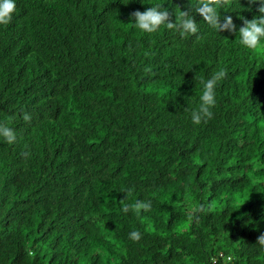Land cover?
Wrapping results in <instances>:
<instances>
[{"label":"trees","instance_id":"16d2710c","mask_svg":"<svg viewBox=\"0 0 264 264\" xmlns=\"http://www.w3.org/2000/svg\"><path fill=\"white\" fill-rule=\"evenodd\" d=\"M16 4L0 26V124L17 132L0 138V264H264V45L195 13L199 38L128 24L155 4L174 21L188 0ZM258 8L220 14L238 31ZM220 68L214 116L195 125ZM137 199L152 208L122 211Z\"/></svg>","mask_w":264,"mask_h":264},{"label":"clouds","instance_id":"9594fccd","mask_svg":"<svg viewBox=\"0 0 264 264\" xmlns=\"http://www.w3.org/2000/svg\"><path fill=\"white\" fill-rule=\"evenodd\" d=\"M231 0H193L186 6V10L174 12V21L170 20V10L164 7V4H155L148 7L143 12L135 11L131 14L130 19L134 22L130 24L140 33L153 34L157 33L161 27L172 30L179 36L188 38L196 36L199 38L200 25L203 22L207 27L211 28L216 34L218 32L236 33L238 43L248 50H254L264 45V0H248L249 4L259 5L258 12L260 15L254 17L251 21L245 20L243 17H238L243 20V26L237 31V26L233 22L232 16L221 17L222 10ZM240 6V0H238ZM16 0H0V26L8 25L16 12ZM173 11V10H172ZM227 12V11H225ZM193 13L199 14L202 18L201 23H197ZM226 76V70L220 68L212 73L207 79H202V94L199 96L198 107L193 109L190 114L191 122L195 125L207 123L214 116L213 109L216 105V89L218 82ZM24 120H29L31 117L24 114ZM0 138L7 144L11 145L17 141V132L12 127L0 124ZM134 190L128 188L125 190L124 199L132 196ZM130 208H134L137 215L149 211L152 208L151 201L136 200L134 204H125L122 211L127 213ZM204 206L197 205L192 209L193 217L198 218V214L204 212ZM142 234L139 230H133L129 233V239L136 242L139 241ZM259 245H264V234L258 237Z\"/></svg>","mask_w":264,"mask_h":264}]
</instances>
